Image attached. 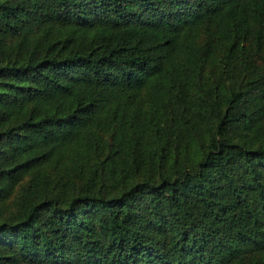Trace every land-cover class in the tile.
Wrapping results in <instances>:
<instances>
[{
  "label": "trees",
  "instance_id": "1",
  "mask_svg": "<svg viewBox=\"0 0 264 264\" xmlns=\"http://www.w3.org/2000/svg\"><path fill=\"white\" fill-rule=\"evenodd\" d=\"M0 264H264V0H0Z\"/></svg>",
  "mask_w": 264,
  "mask_h": 264
}]
</instances>
